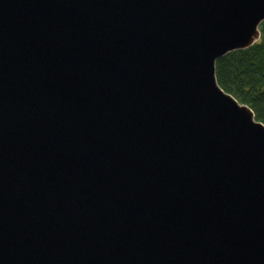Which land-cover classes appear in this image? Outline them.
<instances>
[{
	"label": "water",
	"instance_id": "1",
	"mask_svg": "<svg viewBox=\"0 0 264 264\" xmlns=\"http://www.w3.org/2000/svg\"><path fill=\"white\" fill-rule=\"evenodd\" d=\"M264 0H0V264H264V122L216 81Z\"/></svg>",
	"mask_w": 264,
	"mask_h": 264
},
{
	"label": "trees",
	"instance_id": "2",
	"mask_svg": "<svg viewBox=\"0 0 264 264\" xmlns=\"http://www.w3.org/2000/svg\"><path fill=\"white\" fill-rule=\"evenodd\" d=\"M257 41L226 52L216 60V81L238 102L246 103L255 118L264 122V21Z\"/></svg>",
	"mask_w": 264,
	"mask_h": 264
}]
</instances>
